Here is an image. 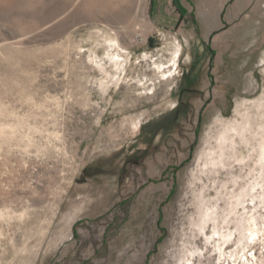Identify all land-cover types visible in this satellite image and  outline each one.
<instances>
[{
  "label": "rangeland",
  "instance_id": "1",
  "mask_svg": "<svg viewBox=\"0 0 264 264\" xmlns=\"http://www.w3.org/2000/svg\"><path fill=\"white\" fill-rule=\"evenodd\" d=\"M259 2L0 0V264H264Z\"/></svg>",
  "mask_w": 264,
  "mask_h": 264
},
{
  "label": "crops",
  "instance_id": "2",
  "mask_svg": "<svg viewBox=\"0 0 264 264\" xmlns=\"http://www.w3.org/2000/svg\"><path fill=\"white\" fill-rule=\"evenodd\" d=\"M168 1L174 7L173 0ZM180 2L188 11L181 24L180 31L189 20L193 19L194 21L197 20V17L201 18L204 16L207 20V25L210 27V33H216L215 37L218 35V29L226 24L227 18L231 22L230 25L236 24L249 6H262L259 0H180ZM156 6L168 5H162L158 2ZM190 11H192L191 14Z\"/></svg>",
  "mask_w": 264,
  "mask_h": 264
},
{
  "label": "trees",
  "instance_id": "3",
  "mask_svg": "<svg viewBox=\"0 0 264 264\" xmlns=\"http://www.w3.org/2000/svg\"><path fill=\"white\" fill-rule=\"evenodd\" d=\"M173 4L176 9V12L179 14V23L181 24L187 14V9L181 4L180 0H173ZM209 49L212 48L209 46Z\"/></svg>",
  "mask_w": 264,
  "mask_h": 264
}]
</instances>
